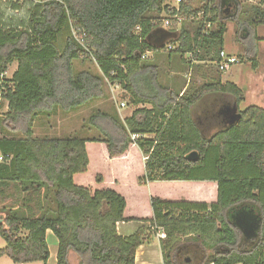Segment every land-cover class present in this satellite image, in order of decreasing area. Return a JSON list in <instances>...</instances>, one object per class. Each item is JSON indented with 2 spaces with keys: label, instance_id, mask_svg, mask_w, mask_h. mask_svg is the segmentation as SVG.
I'll list each match as a JSON object with an SVG mask.
<instances>
[{
  "label": "trees",
  "instance_id": "1",
  "mask_svg": "<svg viewBox=\"0 0 264 264\" xmlns=\"http://www.w3.org/2000/svg\"><path fill=\"white\" fill-rule=\"evenodd\" d=\"M165 1L26 3L27 21L9 18L0 23V74L17 63L9 79L0 78V100L7 101L0 123L21 133L19 138H0V236L5 241L0 257L45 264L46 231L51 230L58 242L56 264H70L71 254L76 264L134 263L137 247L151 238L149 228L119 235L116 223L129 220L123 216V196L111 189L91 192L73 181L74 174L87 171L86 142H101L109 158L124 155L130 144L140 149L145 156L140 183L217 182L213 203L151 197L150 225L165 232L159 240L163 264H176L174 253L187 242H199L207 250L202 264H264V108L249 105L238 111L235 123L203 136L193 120V106L208 94L228 95L238 105L244 94L235 83L211 80L207 72L206 81H189L181 95H171L159 84L156 67L140 57L146 49L164 48L151 42L150 19L163 11L175 12ZM227 1L183 0L182 15L194 17L203 11L213 27L202 37L203 19L182 21L170 41L176 43L170 52L182 60L190 51L197 59L204 53L217 54L226 32L220 3ZM239 10L249 26L264 24V0L239 3ZM136 25H141L140 34L134 32ZM71 28L85 48L76 42ZM86 57L96 63L99 75L74 70L73 61ZM103 79L128 91L136 106L130 115L121 119L117 114L92 113L84 127L96 129V137L33 136L38 115L56 109L69 113L104 96ZM139 79L148 83L151 94L139 91ZM132 135L139 137L132 140ZM191 151L197 152V160L186 159ZM95 180L101 177L96 175ZM249 205L256 209L261 226L251 246L239 250L235 215Z\"/></svg>",
  "mask_w": 264,
  "mask_h": 264
},
{
  "label": "crops",
  "instance_id": "2",
  "mask_svg": "<svg viewBox=\"0 0 264 264\" xmlns=\"http://www.w3.org/2000/svg\"><path fill=\"white\" fill-rule=\"evenodd\" d=\"M165 3H168L170 5L175 6L174 1L166 0ZM165 11L162 12V15H165ZM181 25H177L176 29H165L162 27H154L153 28V34L151 36V42L154 45L157 46H163L167 41H169L170 44H172L170 41L174 38L175 33L179 30V27ZM258 39H263L264 36H257ZM150 39V38H149ZM176 43H173L175 46ZM164 49V48H163ZM175 49V48H174ZM223 49V47H222ZM157 50H161V48H158ZM162 51H155L153 52L155 57H152L154 60V63H152L157 70L156 61H158V58L160 53ZM166 52L167 56L166 60L170 64L171 68H174V70H179V67L183 66L186 67L187 64H191V72L193 73V76L195 75V79L198 81L197 83L201 82L203 78L207 75L206 72V66H208L209 61L212 57L215 56L216 53H204V58L197 59L195 58L193 63H187L186 60L180 59L179 55L177 53L168 52L166 49H164V53ZM202 52V49L198 54ZM229 55L235 56L241 60V56H237L235 54L227 53ZM255 56L254 61L256 62V57H258L259 53H253ZM247 54V58L252 57L253 55ZM257 55V56H256ZM214 62L215 58H212ZM253 59V58H251ZM180 62L179 67L177 64ZM182 68V67H181ZM189 69V68H188ZM16 68L14 69V71ZM198 70V72H197ZM175 71H172V75H169L164 80V82L174 81V74ZM190 73V72H189ZM188 75V72H187ZM191 76V75H190ZM158 79V77H157ZM140 80V79H139ZM138 80V81H139ZM142 80V79H141ZM190 79H188L189 81ZM221 80V79H220ZM187 80H185V83L182 84V86H179L178 91L175 92V86L172 87V85H168L167 83L164 85L161 84V82L158 80L159 84L164 87L165 89L169 90V94L171 95H181L184 89L187 86ZM229 80H221V82H226ZM232 82V81H230ZM144 83V80L141 82ZM189 83V82H188ZM234 83V82H233ZM236 84V83H235ZM237 85V84H236ZM239 86V85H237ZM145 88L147 90V94H151L148 83L145 85ZM264 88V86H263ZM259 96V101L262 104V106H259L257 104H251L256 105L261 108H264V89L256 93ZM206 96V95H205ZM207 96H211L210 99H218V101H222V104L226 105V101L229 103V106L226 110L221 112V116H218V121L213 119H208L207 115L205 113L206 120L204 121L202 114L200 112V121L197 122L193 116V112L196 110L195 107L192 109V116L193 120L200 129L201 133L205 137H209L211 134L216 132L219 129L226 128L228 125H230V111L233 108L236 112L239 111V107L237 106L235 100L225 94H208ZM206 98V97H205ZM204 99V98H203ZM201 99V100H203ZM141 105V104H139ZM149 104H142V106ZM239 105V104H238ZM199 109V108H198ZM131 113V112H130ZM130 115V114H129ZM213 123H219L217 124L214 129L215 131H208L210 124ZM34 135V134H33ZM145 137H152V136H145ZM88 138V137H86ZM89 164L87 167V171L84 173H76L73 176V181L75 184L80 186L88 187L91 192H94L95 190L100 189H111L115 192L119 193L123 198L125 199V208L123 211V216L129 220L127 221H119L116 223V231L119 235L122 236H128L133 234L138 228L141 227H148L149 228V234L150 239L140 244L135 252V260L133 264H163V259L160 251L159 246V238L158 233L161 231L157 229L156 227H153L150 225V219L153 217L152 207L150 203L151 197H160L164 200L169 201H187V202H196V203H213L216 201L217 198V182L216 181H208V180H199V181H154V182H147V183H140L139 178L144 175V162H145V156L142 154L140 149L135 144H130L127 151L124 153V155L120 157H114L109 158L104 143L101 142H86L85 144ZM98 147L100 148L102 152V158L104 160L105 166L104 168H99V165L96 163V158L93 156L95 154H92L91 148ZM136 151V155H140L141 163H140V169L138 172H135L133 175L129 177V173L126 171L125 163L126 161H130L132 158L131 152ZM102 169V170H99ZM99 175L101 177L100 181L95 180V176ZM245 211H240L236 213L235 219L241 215L246 214L247 216H253L258 217V214L253 210L250 205L246 206ZM260 220V226H261V219ZM236 221V220H235ZM235 226L236 232H237V245L243 244L244 247L242 249H247L251 246V244L254 242L255 238L259 234V230L256 237H250L247 238L243 235L241 230L237 227L236 223L233 225ZM46 242L49 249V258L45 264H56V253H57V238L53 234L51 230L46 231ZM207 254V250H205L199 242H187L181 244L174 253V260L176 264H202L204 261V258ZM71 257H74L75 255L71 254ZM3 257V256H2ZM1 257V258H2Z\"/></svg>",
  "mask_w": 264,
  "mask_h": 264
},
{
  "label": "rangeland",
  "instance_id": "3",
  "mask_svg": "<svg viewBox=\"0 0 264 264\" xmlns=\"http://www.w3.org/2000/svg\"><path fill=\"white\" fill-rule=\"evenodd\" d=\"M174 1V0H169ZM26 2V1H24ZM234 2L236 3V7H234ZM238 2V3H237ZM260 0H230L220 3L221 10V18L226 19V32L223 35V50L226 53L235 54L237 56H241V60L239 63L233 65L229 70L220 72L217 69L216 64L213 61H209L208 66H206L207 73L211 80H229L242 89L244 94V99L237 105L239 110H243L247 106L251 104H257L262 106L259 101V96L256 94L257 92L263 90L264 86V38L258 39L257 36H264V24H260L256 27L249 26L245 21L243 15L239 10V3L243 4H259ZM210 15V14H209ZM9 21V18H5L4 11H0V23ZM189 21V20H187ZM3 24V23H2ZM215 26V24H214ZM62 43V39L58 41V44ZM162 51L159 55L158 61H156L157 65V77L162 85L164 83L168 85L175 86V92L178 91L179 86L185 83V80L190 82L197 83L198 81L195 79V75L191 72V64H187L186 67L180 66V62L177 64L179 70H174L171 68L170 64L167 62L166 52L164 53V49L157 50ZM155 51H150L148 53V58L143 59V62L147 64L154 63L152 57H155ZM259 53L258 57H256L255 65H252L255 56L253 53ZM253 55L250 58H247V54ZM250 55V56H251ZM257 56V55H256ZM251 58H254L251 60ZM17 67L16 61L11 63L7 70L5 77L9 79L14 69ZM182 67V68H181ZM73 68L76 72L82 70H88L94 74L99 75L98 67L96 63L91 58H80L73 61ZM189 68V69H188ZM172 71H175L174 81L169 82L165 77L172 75ZM188 72V75H187ZM190 72V73H189ZM198 72V70H197ZM191 75V76H190ZM143 79L137 81V88L141 93L147 94V90L145 88V84L141 83ZM188 81V82H189ZM206 81V78H203L201 82ZM187 82V84H188ZM200 84V82L198 83ZM103 91L104 96L98 99H94L89 101L86 105L78 108L69 113H64L60 109H56L54 112L49 114H40L34 121L33 124V133L35 137H50V136H78V137H96L99 135L98 131L93 128H86L87 119L94 112H105L108 114H117L121 119L128 116L130 112L136 107L131 103L130 95L126 89L123 88L117 82H110L103 79ZM206 97V98H205ZM204 98V99H203ZM211 96H203L194 106L198 107L193 112V116L197 122L200 121V112L204 121L205 113L208 119L215 118L217 121L219 120L217 117L221 116V112L226 110L229 106V103L226 101V105L222 104V101H218V99H210ZM120 103H124L125 106H120ZM138 107H142L138 105ZM144 107H149L148 105H144ZM264 107V106H263ZM7 111V101L5 99L0 100V119L4 117V114ZM219 123H213L208 125V131H215L214 127ZM15 137L19 138L21 136L20 132H15L6 129L0 123V138L1 137ZM91 152L95 158L96 163L99 165V168H104L105 163L102 158V152L100 148L93 147L91 148ZM132 158L130 161H126L125 165H127L126 171L129 173V177L133 175L135 172H138L140 169V155H136V151L131 152ZM102 170V169H99ZM133 173V174H132ZM5 245L4 239L0 236V248H3ZM244 247L243 244H239L236 246L237 249L242 250ZM222 250V249H221ZM76 258L71 257L70 264H76ZM0 264H44L43 262H29V263H15L11 261L6 256L0 257Z\"/></svg>",
  "mask_w": 264,
  "mask_h": 264
},
{
  "label": "built area",
  "instance_id": "4",
  "mask_svg": "<svg viewBox=\"0 0 264 264\" xmlns=\"http://www.w3.org/2000/svg\"><path fill=\"white\" fill-rule=\"evenodd\" d=\"M26 1V2H24ZM46 1H59L61 2V0H0V11L3 10L4 6L10 7L12 10H24L25 7L24 5L26 3H31L33 5L36 4H42ZM183 0H174L175 2V6L170 5L168 3V5H170L171 7H174L175 12L171 15L169 13H165V15H162V13H160L158 16L150 19V22L154 27H162L165 29H176L177 25H181L182 21L185 20H191L194 19V21H198V20H202L203 19V28L201 29L200 32V36H208L209 34V30L213 27V23L211 21L206 20L208 16H206V18L203 17L204 12L200 11L196 14V16L192 17V16H185L181 14L180 11V4L182 3ZM180 28V27H179ZM71 32L73 37L75 38L76 42L83 46L85 48V46L83 45L82 39L77 35L76 30L74 28H71ZM134 32L136 34H140L141 33V25H136L134 28ZM164 49H166L168 52L172 51L175 46L173 44H170L169 41H167L165 43V45H163ZM150 52V50L146 49L142 54H141V59H146L148 58V53ZM200 52V49L197 50V53ZM216 58L214 60V63L217 66L218 71L223 72V71H227L229 70L233 65L237 64L240 62L239 58L229 55L227 54L223 49H221L217 54H215ZM185 60L187 63H193L195 58H194V54L192 51L187 52L186 56H185ZM6 75V71L2 72L0 74V78L2 79L3 77H5ZM6 78V77H5ZM120 106H125L124 103H120ZM138 135H132L131 139L134 140L136 138H138ZM2 160V157L0 156V161ZM157 229H159L161 232L158 233V238L162 239L165 238V232L163 230V228L161 227H157Z\"/></svg>",
  "mask_w": 264,
  "mask_h": 264
},
{
  "label": "water",
  "instance_id": "5",
  "mask_svg": "<svg viewBox=\"0 0 264 264\" xmlns=\"http://www.w3.org/2000/svg\"><path fill=\"white\" fill-rule=\"evenodd\" d=\"M229 111H230L229 113H230V125H231L237 121L240 115L238 112L235 111L234 108H233V111L232 109ZM185 157L188 160L195 161L198 158V154L196 151H191ZM235 223L245 237L250 238V237L257 236V233L260 227V220L258 217L247 216L246 214H241L236 218Z\"/></svg>",
  "mask_w": 264,
  "mask_h": 264
},
{
  "label": "clouds",
  "instance_id": "6",
  "mask_svg": "<svg viewBox=\"0 0 264 264\" xmlns=\"http://www.w3.org/2000/svg\"><path fill=\"white\" fill-rule=\"evenodd\" d=\"M5 18H12L13 22H19L21 20L27 21L29 13L24 10H12L10 7L4 6L3 8Z\"/></svg>",
  "mask_w": 264,
  "mask_h": 264
}]
</instances>
